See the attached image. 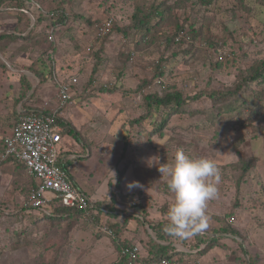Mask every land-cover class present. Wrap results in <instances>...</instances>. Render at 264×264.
<instances>
[{
    "label": "rangeland",
    "instance_id": "rangeland-1",
    "mask_svg": "<svg viewBox=\"0 0 264 264\" xmlns=\"http://www.w3.org/2000/svg\"><path fill=\"white\" fill-rule=\"evenodd\" d=\"M42 2L47 9L56 5V0ZM37 7L35 3L34 10ZM156 8L162 16L153 15L149 23L134 26ZM67 9L69 22L55 27V53L50 62L54 71L49 79L45 77L51 72L49 45L0 40V156L3 138L18 116L21 75L26 73L32 80L24 100L33 94L28 103L35 108L56 91L54 73L58 79L76 75V99L60 116L67 122V132L77 133L65 134V145L70 143L82 153L68 165L70 177L95 199L109 198L117 190L119 206L127 200L125 194H134L158 221L168 217L173 194L167 178L155 163L149 166L147 159L155 157L150 164L153 160L170 164L180 150L192 157H206L220 176L218 195L208 202L206 230L228 221L239 234L222 237L220 245L187 261L264 264V81L246 79L252 64L264 60V0H72ZM111 14L116 18L114 29L96 41L98 24ZM15 24L14 12L0 11V36ZM149 28H153L152 40L144 42L142 36ZM39 32L40 28L36 35ZM175 33L184 36L185 42L165 46L163 37ZM219 45L226 51L224 59L214 53ZM93 51L102 55L98 65ZM35 65L44 76L27 71L26 67ZM160 71L165 72L162 84L134 91L152 82ZM166 85L181 90L186 102L176 109L164 136L124 137L131 126L128 123L140 118L150 131L147 123L167 112L162 106L146 122L141 120L148 111L143 108L145 95ZM101 86L112 92L102 91ZM214 91L221 92L217 99L210 97ZM79 142L90 149V156L84 153L86 149H75ZM244 166L249 169L243 173ZM29 174L20 162L0 161V264H110L118 259L113 237L97 234L107 216L95 229L81 219L43 217L36 209L32 214L31 210L16 214L28 203ZM132 181L142 187L129 190L127 184ZM122 203L128 210L134 206ZM118 219L123 221L122 216ZM124 230L120 240L133 238L146 254L151 225L131 219Z\"/></svg>",
    "mask_w": 264,
    "mask_h": 264
},
{
    "label": "trees",
    "instance_id": "trees-1",
    "mask_svg": "<svg viewBox=\"0 0 264 264\" xmlns=\"http://www.w3.org/2000/svg\"><path fill=\"white\" fill-rule=\"evenodd\" d=\"M44 0H0V11L2 10H8L15 13L16 18V24L13 28L12 33L2 34L0 36V40H6L10 39V41H26L30 45L33 44V46H44L45 44L49 45L48 52H47V59L49 61L51 72L49 73V76H45L46 78H50L52 76V72L54 71L51 66L50 62L54 59V53H55V43H52L54 41H50L48 39V32H46L45 28L50 27V24L54 27L59 26L63 23L69 22V10L67 9V5L71 3L72 0H56V5L54 7L50 6V11H53L57 14L55 18H47L42 10L37 8V11L34 10L33 6L35 3H39L40 7L44 6V3L42 2ZM43 3V4H42ZM2 9V10H1ZM32 13L36 17V26L35 30L32 32L27 33L30 24H31V18L29 16V13ZM37 13V14H36ZM153 15H163V12L156 8V11L150 12L147 14L146 17L140 18L139 22L135 23V27H139L143 23H149L151 21V18ZM112 18L113 19V27L109 31L110 34L112 30L114 29L116 25V18L111 14L108 15L105 19L101 20H94L97 21L96 23H99L101 25L106 19ZM49 20V21H48ZM44 24V25H43ZM97 26V28H98ZM40 28L39 35H36L37 29ZM148 29V28H147ZM153 28H149L147 30L146 35L143 34L142 41L144 42H150L151 39V32ZM97 34V29H96ZM106 34V35H107ZM105 37V36H104ZM104 37H99L97 34L96 41L102 40ZM179 37V39H177ZM185 37L181 34H172L163 37V43L165 46L178 44L182 45L185 42ZM1 51L4 52V50L1 48ZM91 51V50H90ZM94 55H97L98 57V63L102 60V55L98 52L93 51ZM215 55H218L219 58L224 59V56L226 54V51L221 48V46H217L214 49ZM93 55V56H94ZM46 59V60H47ZM53 67V66H52ZM27 71H32L35 75L44 76V72L40 70L38 66H28L26 67ZM249 74L246 77L247 81H255L258 79H262L264 81V60H260L258 62H254L249 68ZM165 72L160 71V73L155 76V78L152 80V82H149L141 87L139 86L134 91H139L144 86L147 88L152 86H157L158 82L163 83V77ZM55 73L53 75V80L55 82ZM78 77V76H77ZM162 78V79H161ZM94 77H92L91 81L94 82ZM31 79L28 77V75L22 74L21 75V84L22 88L20 89V95H19V101L24 100L29 90L32 87ZM101 90L105 92H112L110 91L109 87L107 86H101ZM35 93V92H34ZM210 97L217 99V96L221 94V92H210ZM27 100L31 102L33 100V94L29 96ZM145 103L143 101V108L148 109V111H144V113L141 116V120H145V122L148 120L149 116L153 114V110L158 109L163 106V108H167V112L164 113L161 117L155 118L153 121H150L147 123L151 129L150 131H147L145 129V124L142 123V121H139L140 118H137L135 123H128V125H131L130 127H127L126 133L124 134V137H128V134L136 135L137 137H141L139 135H147L151 136L152 134H157L159 138L163 137L165 134V130L169 122L172 120V116L177 111V108H181L183 104L186 102L185 97L183 96V92L179 90L175 86L166 85L161 91L159 92H153L145 95ZM263 107L262 105H260ZM176 107V108H175ZM261 109V108H260ZM44 112H49V110L43 109ZM254 113H258V110H256ZM62 118L60 117V120L58 122L64 127V131L67 126L64 122H62ZM140 123V124H139ZM75 129V128H74ZM145 131L147 133L145 134ZM69 132L73 134H77L74 130L69 129ZM64 133V132H63ZM153 138V137H152ZM151 137H148L149 140H152ZM124 145L127 146V142ZM236 152L241 155V151L236 148ZM9 159L15 160L13 157H9ZM18 163V161H17ZM68 163L71 162H65L62 165H64L65 168L68 169ZM61 164V163H60ZM24 167V166H23ZM249 166H244L242 169L243 173L247 172ZM31 176L32 182L31 186L29 187V192H27V195L29 197L30 191L32 188L37 186V179L29 174ZM119 181H121L123 177V173H119L118 175ZM243 174H241V177L239 180L241 181L243 179ZM119 181L117 182V186L120 187ZM121 195V194H120ZM138 195V194H136ZM139 196V195H138ZM27 197V199H28ZM118 194L117 190L112 191V195L108 198L105 197L103 199H91L90 206L88 209H81L79 206L75 207H67L62 205L58 200L54 203H51L49 212H42L44 213L43 217L51 218L52 220L60 218V219H68V220H84L89 222L91 226H93L95 229L97 228V224L101 223L102 217L107 216L106 218V224L116 233L117 238H113L112 242L115 246V250L118 253V259L110 264H159L160 261L163 258H170V259H177L179 261H187L190 257L196 256V258L199 257V255H204L209 250L214 248L216 245H220L222 243V237H226L227 235H236L239 234L238 230L228 221H221L217 226L211 227L209 230H204L202 233L196 234L190 238H179L176 236H173L168 230V217L162 218L161 220L154 221L152 217H150V211L149 208L144 204L142 201L137 202L138 198L134 194H129L124 199H127L126 201H121V204L119 206V201H117ZM140 198V197H139ZM129 199V200H128ZM122 202H130V204L134 205L128 210L123 206ZM118 203V205H117ZM129 206V205H128ZM137 208H139L137 211ZM27 210H31L30 214L33 213L34 208L31 207L27 202L25 205L22 206V208L18 209L16 214L26 213ZM88 211V212H87ZM137 211V212H136ZM119 216L123 217V221L119 220ZM86 217L88 219H86ZM136 219L139 221L140 225H144L145 221L148 222L151 225L152 233L148 236V240L146 242V254L140 253L136 258H132L126 254H123V249L126 247L132 246L134 243L133 238H123L122 240V234L125 233L124 229H126L127 225L129 224V220ZM89 225V226H90ZM97 232V231H96ZM97 234H102V231L97 232ZM99 236V235H97ZM181 244L185 249L178 248L177 245ZM205 245V247L202 248V246ZM195 250H197L195 252ZM245 260V259H243ZM247 264V263H246ZM251 264H256L255 262H252Z\"/></svg>",
    "mask_w": 264,
    "mask_h": 264
},
{
    "label": "built area",
    "instance_id": "built-area-1",
    "mask_svg": "<svg viewBox=\"0 0 264 264\" xmlns=\"http://www.w3.org/2000/svg\"><path fill=\"white\" fill-rule=\"evenodd\" d=\"M43 12L51 17L56 15L55 12L47 10ZM112 27L113 19H106L97 28L98 36H106ZM48 32V38L53 40L54 28L51 27ZM55 83L56 100L48 107L49 112H44L43 108L25 110L20 105L22 109H18V119L11 133L3 138L4 148L0 161L11 156L37 179V186L31 189L28 197V204L34 209L49 212L51 203L58 200L64 206H79L87 210L93 198L70 177L69 170L62 165L64 162H61L64 160L61 156L64 128L58 122L63 108L73 102L76 90L75 93L72 91H74V85L78 84V79L55 77ZM98 229L117 238L116 233L106 223L99 224ZM140 253H142V246L136 243L123 249V254L132 258H136ZM159 264L191 263L163 258Z\"/></svg>",
    "mask_w": 264,
    "mask_h": 264
},
{
    "label": "clouds",
    "instance_id": "clouds-1",
    "mask_svg": "<svg viewBox=\"0 0 264 264\" xmlns=\"http://www.w3.org/2000/svg\"><path fill=\"white\" fill-rule=\"evenodd\" d=\"M37 4L39 5L37 8L42 10V12L43 10L53 12L45 6L40 7V4ZM28 13L29 16L33 15L30 12ZM43 14L45 15L44 12ZM45 16L50 19L55 18L57 14L54 17L48 15ZM51 27L54 28L55 33V27L51 24L48 30ZM50 41L52 42L54 39ZM70 77H76L79 83V77L76 75H70L67 78ZM78 85L79 84H77L76 87H78ZM76 87H74L75 90ZM73 100H75L74 97ZM152 158L155 157L147 159V164L152 166L155 163L158 166V171L161 176L167 178L168 188L173 194V202L168 209L169 223L167 230L173 236L179 238H190L196 234L202 233L208 227V202L215 199L218 195L217 185L219 184L220 176L216 165L206 157H192L185 154L182 150L176 152L174 159L170 164H161L159 163V160H153L150 164L149 160ZM7 159H9V157L4 160ZM137 187H142L138 181H132L127 184L129 190Z\"/></svg>",
    "mask_w": 264,
    "mask_h": 264
},
{
    "label": "crops",
    "instance_id": "crops-1",
    "mask_svg": "<svg viewBox=\"0 0 264 264\" xmlns=\"http://www.w3.org/2000/svg\"><path fill=\"white\" fill-rule=\"evenodd\" d=\"M13 32V30H11V31H9L8 33H12ZM7 34V33H6ZM67 77H69V76H67ZM65 79V78H64ZM77 92H78V87H76V94L75 95H77ZM55 93H56V91L54 92V94L50 97V98H48L47 99V101L45 102V104L44 105H42V106H38L37 108H35V107H31L30 105H29V103H28V100H21L20 101V103H19V107L18 108H20V109H22V107L20 106V105H22L24 108L23 109H25V110H33V109H41V108H43V109H48V107L49 106H51L52 104H54L55 103V100H56V98H55ZM74 99H76V96H74ZM90 114V113H89ZM17 119H18V116H16V118H15V121H14V124L16 123V121H17ZM86 122L87 121H90V120H85ZM62 122H64L65 124H66V126H67V122L65 121V119H63L62 120ZM14 124H13V126H14ZM68 127V126H67ZM87 127H89V126H87ZM64 128V127H63ZM12 129H13V127L11 128V130H10V132L8 133V134H10L11 133V131H12ZM68 133H71V132H67L66 131V128H65V131H64V133H63V142H62V149H61V156H62V158L64 159V160H62L61 162H71L72 160H75L76 158H79V154L81 153L80 152V150H73V148H72V145H69L70 143H66V145H65V142H66V140H65V138H64V135L65 134H68ZM7 134V135H8ZM79 145V147H77ZM77 146H75V149H79V148H81L82 150L83 149H86V151L84 152V153H86L87 151L89 152V156H90V154H91V152H90V149H87L86 147V145H85V143L84 142H79L78 144H77ZM93 146V145H92ZM63 151H65V152H63ZM76 151V152H75ZM82 155V153L80 154V156ZM69 164H71V163H68V165ZM72 179L75 181V179H74V177H72ZM76 182V181H75ZM77 183V182H76ZM78 184V183H77ZM79 185V184H78ZM81 186V185H80ZM82 187V186H81ZM150 217H151V212H150Z\"/></svg>",
    "mask_w": 264,
    "mask_h": 264
},
{
    "label": "water",
    "instance_id": "water-1",
    "mask_svg": "<svg viewBox=\"0 0 264 264\" xmlns=\"http://www.w3.org/2000/svg\"><path fill=\"white\" fill-rule=\"evenodd\" d=\"M30 16H31L32 21H31V25L29 27V30L31 31L35 28L36 19L33 15H30Z\"/></svg>",
    "mask_w": 264,
    "mask_h": 264
}]
</instances>
